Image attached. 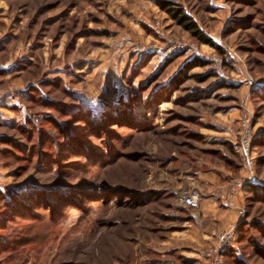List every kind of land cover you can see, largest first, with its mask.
Returning <instances> with one entry per match:
<instances>
[{
	"label": "rangeland",
	"instance_id": "obj_1",
	"mask_svg": "<svg viewBox=\"0 0 264 264\" xmlns=\"http://www.w3.org/2000/svg\"><path fill=\"white\" fill-rule=\"evenodd\" d=\"M228 231L264 264V0H0V264H211Z\"/></svg>",
	"mask_w": 264,
	"mask_h": 264
},
{
	"label": "built area",
	"instance_id": "obj_2",
	"mask_svg": "<svg viewBox=\"0 0 264 264\" xmlns=\"http://www.w3.org/2000/svg\"><path fill=\"white\" fill-rule=\"evenodd\" d=\"M243 131H242V140L240 143V149L241 154L245 157V164L246 168L249 173L248 181L252 179L254 174V163L252 160V157L250 156V147H251V141H252V131H251V124H250V118H246L243 120ZM244 187L243 182H234L231 184L230 192L232 194H237L242 188ZM199 196L198 194H193L187 197H184L183 201L189 205H194L198 201ZM231 231L226 232L225 234H222L219 239V244H216L214 247H211L208 252L207 256L209 257L211 264H225L222 259V251L227 246V242L231 239Z\"/></svg>",
	"mask_w": 264,
	"mask_h": 264
},
{
	"label": "crops",
	"instance_id": "obj_3",
	"mask_svg": "<svg viewBox=\"0 0 264 264\" xmlns=\"http://www.w3.org/2000/svg\"><path fill=\"white\" fill-rule=\"evenodd\" d=\"M226 185L227 184H225V186H223L222 189L226 188V190H227V186ZM184 190H185V187H184ZM192 191L194 192L195 189L189 191V194H190V192L192 193ZM215 192H213V193H211V192L210 193H203L201 210H202L203 214L206 215V217H211L217 223L223 224L224 220L227 218L226 216L233 218L234 217L233 215L235 213L234 212H230L229 214H231V215H229L228 213H226V215H225V213L223 212L222 208H220L218 206V202L219 201L216 200V199H218V195H216L218 193H215ZM183 193L184 192H181V194H183ZM190 226H192V225H190ZM189 230L191 232L195 233V235L193 237H201V241H205V243H207L208 241H211V239H212L211 238L212 232L209 231L208 229L204 228V231H201V232H199L198 230H195V229H188V231ZM193 237L191 235V237H190L191 241H197V239H195ZM203 238H205L206 240H204Z\"/></svg>",
	"mask_w": 264,
	"mask_h": 264
},
{
	"label": "trees",
	"instance_id": "obj_4",
	"mask_svg": "<svg viewBox=\"0 0 264 264\" xmlns=\"http://www.w3.org/2000/svg\"><path fill=\"white\" fill-rule=\"evenodd\" d=\"M171 14L179 21V23L184 26L189 32L192 33L193 36L201 40L202 42L205 43H210V39L205 37L197 28L196 24L186 17V15H182L180 10H174L169 8Z\"/></svg>",
	"mask_w": 264,
	"mask_h": 264
},
{
	"label": "bare ground",
	"instance_id": "obj_5",
	"mask_svg": "<svg viewBox=\"0 0 264 264\" xmlns=\"http://www.w3.org/2000/svg\"><path fill=\"white\" fill-rule=\"evenodd\" d=\"M193 194H196V193H192V194H190V195H193Z\"/></svg>",
	"mask_w": 264,
	"mask_h": 264
}]
</instances>
